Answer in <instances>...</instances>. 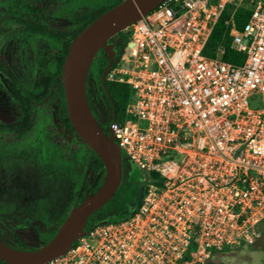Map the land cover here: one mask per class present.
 Segmentation results:
<instances>
[{
	"label": "built area",
	"instance_id": "built-area-1",
	"mask_svg": "<svg viewBox=\"0 0 264 264\" xmlns=\"http://www.w3.org/2000/svg\"><path fill=\"white\" fill-rule=\"evenodd\" d=\"M229 5L240 64L222 48L204 53ZM241 5L250 15L238 30ZM125 30L106 80L131 89L123 112L131 119L109 127L127 170L142 174V211L158 217L160 253L139 225L106 220L42 264H205L216 251L261 242L264 0H163Z\"/></svg>",
	"mask_w": 264,
	"mask_h": 264
},
{
	"label": "flooded vegetation",
	"instance_id": "flooded-vegetation-1",
	"mask_svg": "<svg viewBox=\"0 0 264 264\" xmlns=\"http://www.w3.org/2000/svg\"><path fill=\"white\" fill-rule=\"evenodd\" d=\"M0 9L3 10L0 14V27L6 21L18 23L15 33L19 34L21 44H28L35 38L42 39L37 48L38 55L31 68L12 64L6 54L0 50V106L2 105L4 109L0 111V199H8V204L2 207L0 212V239L15 248L34 249L31 244L36 242L47 229V222L42 216L35 214L36 201L42 195H64V188L53 189L49 177H43L38 172L35 174L34 169L42 166L43 161L32 160L31 156L35 149L41 153L50 147L55 155L65 150L72 152L78 158L81 142L76 131L65 125L52 104H49V108L53 113L46 111L47 103L42 97V89L36 88L37 80L43 81L39 79L41 69L52 71L56 66L51 59L56 48L52 46V38L40 32L39 28L66 30L57 28L51 22V19L60 18L56 14L66 11V19L73 24L71 29L66 30L69 36L82 21L81 15L86 13L92 15L100 8L93 10L87 4L80 3V0H0ZM80 13L82 14L78 16ZM89 16L85 15L86 18ZM43 56L48 57L49 63L46 65L40 64ZM91 79L90 77L88 80L87 76L88 100L103 131L107 133L118 110L112 101L106 81L103 83L101 78L102 85H97L93 84ZM51 117L55 118L54 121ZM83 152L87 159L88 178L84 179L87 184L82 187H79L80 166L77 164L69 166L65 161L67 153H62L65 160H59L57 163V166L65 168L66 172L70 168L69 175L64 173L59 176L62 182L69 177L72 178L66 189V195L78 197L82 190L86 195L87 191L91 193L96 189L93 181L103 168L100 166L95 168L88 149ZM134 172L123 167L119 185L122 190L117 199L121 203L132 200L133 206L122 212L116 207L115 210L120 211L118 217L106 220H120L139 225L144 236L154 241L159 254L160 230L157 215L142 211L144 195H127V188ZM6 213L11 216L8 218L9 222L5 219Z\"/></svg>",
	"mask_w": 264,
	"mask_h": 264
},
{
	"label": "water",
	"instance_id": "water-1",
	"mask_svg": "<svg viewBox=\"0 0 264 264\" xmlns=\"http://www.w3.org/2000/svg\"><path fill=\"white\" fill-rule=\"evenodd\" d=\"M161 1L122 0L87 24L70 42L62 67L66 109L76 133L100 157L105 176L97 190L91 193L87 191L82 200L72 207L52 238L43 246L20 249L0 239V258L6 263L42 264L60 256L85 232L92 213L102 208L116 193L123 171L121 150L112 136V127L108 128L107 133L104 132L91 109L87 96V76L95 55L103 47L109 59L102 74L105 83L107 71L117 54V46L111 38ZM103 221L106 220L100 222Z\"/></svg>",
	"mask_w": 264,
	"mask_h": 264
},
{
	"label": "rangeland",
	"instance_id": "rangeland-1",
	"mask_svg": "<svg viewBox=\"0 0 264 264\" xmlns=\"http://www.w3.org/2000/svg\"><path fill=\"white\" fill-rule=\"evenodd\" d=\"M117 2L118 0H80V3L87 4L90 8L92 7L93 10H96L98 8L102 10L105 8L109 9L110 7L117 4ZM73 5L75 6L76 3ZM2 12L3 10L0 9V14H2ZM56 16H59L60 18L51 19L52 25L56 26L57 28H62L66 30H69L73 27V24L69 23V21L66 19V11L59 12L58 14H56ZM16 28H18V23L6 21L2 24V26L0 27V50H2L3 53L6 54L7 59L12 64L17 65V66L20 65V66L30 67L31 64H33V61H35L36 56L38 55L36 54L37 48L42 39L35 38V39L30 40L28 44H21V38L19 34L15 33ZM125 45H123L122 47L124 48ZM52 46H54L53 43H52ZM123 48L119 49L117 47V54L121 53ZM126 50L127 49H125V51ZM94 60L95 59H93V61ZM92 69L93 67L91 65V68L89 71L90 77L92 78L91 81L93 82V84L100 85L98 75L91 73ZM128 89H129V97H128V100H129V98L132 96V91L129 88V86H128ZM49 107L50 106L48 104L45 105L46 111L48 113H53V110L50 109ZM0 111H4L2 105L0 106ZM123 112L124 111L122 110V107L120 106L118 113L116 115L117 121L120 122L123 119L125 120L131 119L129 116H125ZM51 118H53V121H54L55 118L54 117H51ZM33 145L34 144L32 143V147H34ZM79 149H80V152H79L78 158L75 157L72 152L70 151L67 152L65 150L63 152L60 151L58 152L57 155H55V153L52 152V148L50 147L41 153L39 151H36L35 149L33 152L34 153L33 156H31L32 160L40 159L43 161L42 166H37L34 169L35 174L36 172H38L43 177H49L50 179L49 182L51 183V187L53 189H57L60 187L64 188V195H42L40 199L36 201L37 206H36L35 214L43 217V219L47 222L46 223L47 229L42 233V236H39L36 242L31 244L32 247L39 248L43 246L44 244H46L52 238V236L57 230L56 228L59 227V225L64 221V219L68 215V212L72 209L75 197L77 196V195H66V189H68V185H70L69 181L70 179H72L71 177H69L63 182L59 179V176H61L62 174L65 173L69 175L70 173V168L66 172L65 168L63 169L60 165L57 166V163L59 160H65L63 158L64 156L62 157V153H67L65 155L67 157V160L65 161L69 163L68 164L69 166H72L73 164H77L80 166V171H78L80 175L79 176V187H82L87 184V182L84 180L88 178L87 159L83 152L84 150L85 151L87 150V147L83 143L80 142ZM124 168L126 169L128 168L126 164L124 165ZM131 169L132 171L135 170V172H134L133 178H131L129 187L127 188L128 189L127 195L141 196L144 191L143 183L141 180L142 174L139 171L138 173L136 171L137 168L133 166H131ZM104 176H105V172L102 169V171L98 174L95 181H93L94 186L96 188L95 190H97L99 186L101 185L104 179ZM121 190L122 188H120V192L117 195L121 193ZM7 200L8 199L6 200L0 199V212H2V207L8 204ZM117 203H118L117 208H119L121 212L133 206L132 200L122 202V203L121 202H117ZM63 206H64V209H63ZM8 218H11V216L9 215V213L8 214L6 213L5 215L6 222H9ZM205 264H264V240L252 246H243V247L235 248V249H225V250L216 251L212 253V255L209 257V259L207 260Z\"/></svg>",
	"mask_w": 264,
	"mask_h": 264
},
{
	"label": "trees",
	"instance_id": "trees-1",
	"mask_svg": "<svg viewBox=\"0 0 264 264\" xmlns=\"http://www.w3.org/2000/svg\"><path fill=\"white\" fill-rule=\"evenodd\" d=\"M120 1L122 0H118V2ZM28 9L29 8H27V10ZM106 9L107 8L103 10L99 9L92 15L90 13H86L83 15H81L82 13L78 14V16L80 15L82 16V21L78 24L76 30L75 29L72 30L69 36L67 35L66 30L59 31V30H55V28H50V27H47L44 30L39 28L40 32H44V34L52 38V43L54 44L56 48H55V52L53 53V55H51V59L54 60V64L56 66H55V69L52 71H48L46 68L41 69L39 79H42L43 81L41 82L37 80L36 88L42 89V97L45 99V102L48 105L52 104L54 106L56 112L61 115V119L65 123V125L68 126L70 129H72L74 132H75V129L72 126V123L69 119L68 112L66 109L63 78L61 76L62 65L64 63L65 55L68 51V48H69V45L72 39L88 23H90L92 20L98 17ZM231 9H232V6L229 5L224 11L222 18L217 22L216 26L214 27L208 39V42L204 49V53L208 56H215L218 48H222L223 53L221 55L224 60L228 62H232L234 64H240L244 61L245 54L243 52L238 51L234 47L232 43V34L230 32L231 27L225 24V19L229 17ZM85 15H90V16L86 18ZM249 15H250V8L246 6L241 5L236 9L234 13V23H235V27L238 30L242 29ZM128 39H129L128 31L122 30V31H119L117 34H115L111 38V41H113L119 49H122L123 48L122 46L125 45V43H127ZM47 58H48L47 56H43L42 59L40 60L41 62L40 64L42 65L48 64L49 62L47 61ZM94 59L95 60L92 61V64H91L93 67V69L91 70V73L98 75L99 84L102 85L101 84L102 74L109 62V59L106 54V50L102 47L97 52ZM89 79H90V73H88V80ZM106 86L111 92L112 101L115 104L117 110H119V107L121 106L122 110L124 111L126 102L129 97L128 85L126 83L119 82V81L106 80ZM87 87H88V81H87ZM80 141L87 147V149L89 150V153H91L90 155L93 158L92 164H94L95 168H98L100 166L103 168L105 172V167L100 157L81 138H80ZM125 164L127 167L129 166V163L126 159H124L122 162L123 167ZM120 188L121 186L118 187L114 196L106 204H104L102 208L97 209L92 213V215L88 218V227L102 220H106L108 218H113V217L116 218V216L119 215L118 214L119 212H117L115 209L117 207V202H118L117 199L119 197V195L117 194L120 192ZM84 196H85L84 190H82L80 195H78V197L75 198L73 207L76 206L82 200ZM20 249H23V248H20ZM27 249H31V248L28 247ZM0 264H8V263H6L3 259L0 258Z\"/></svg>",
	"mask_w": 264,
	"mask_h": 264
}]
</instances>
